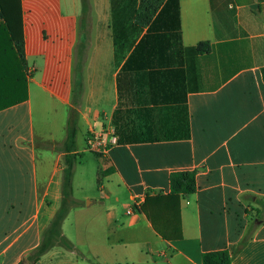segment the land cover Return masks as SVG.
Wrapping results in <instances>:
<instances>
[{"label":"crops","instance_id":"0c3cea01","mask_svg":"<svg viewBox=\"0 0 264 264\" xmlns=\"http://www.w3.org/2000/svg\"><path fill=\"white\" fill-rule=\"evenodd\" d=\"M19 2L26 96L0 109V264H202L222 249L231 264H264V0H178V30L162 6L138 26L140 0H86L83 14L81 0ZM75 106L71 186L88 153L95 190L61 223L75 249L32 260L60 204ZM104 127L117 144L100 156L85 137ZM180 170L197 189L179 197L181 236L165 239L136 206L167 195ZM156 205L165 228L169 211Z\"/></svg>","mask_w":264,"mask_h":264},{"label":"trees","instance_id":"16d2710c","mask_svg":"<svg viewBox=\"0 0 264 264\" xmlns=\"http://www.w3.org/2000/svg\"><path fill=\"white\" fill-rule=\"evenodd\" d=\"M162 6L163 12L173 14L175 30L178 26V0H140L135 11L134 21L138 26L148 25L153 16ZM88 10L86 0H81L82 14ZM207 42L195 46L198 52L208 51ZM84 44L82 40L77 44L76 59L73 66V91L81 88V70L83 65ZM264 81V67L261 69ZM26 87V61L23 52L22 15L19 0H0V109L19 102L24 96ZM23 96V97H22ZM73 96L72 104L77 105ZM76 106L69 108L67 132L60 146L63 155V169L61 172V198L58 209L53 214L48 226L44 229L39 245L30 255L32 260L38 259L54 245L74 250V245L61 233V223L69 211L76 205L72 196V173L75 162L81 154L75 152L76 136ZM56 149V148H55ZM99 183L98 176L96 178ZM170 192L167 195H146L143 202L136 206L137 210L145 214L154 231L165 239L181 236L180 216L178 209L179 197L193 193L197 189L195 172L192 170L173 171L169 175ZM157 203L163 204L169 211V224L160 227ZM202 264H231V255L225 250H213L202 254Z\"/></svg>","mask_w":264,"mask_h":264},{"label":"built area","instance_id":"2783aa9c","mask_svg":"<svg viewBox=\"0 0 264 264\" xmlns=\"http://www.w3.org/2000/svg\"><path fill=\"white\" fill-rule=\"evenodd\" d=\"M117 144V135L112 127L91 129L85 137V148L89 152L103 156ZM131 212V210H129Z\"/></svg>","mask_w":264,"mask_h":264},{"label":"rangeland","instance_id":"374dc122","mask_svg":"<svg viewBox=\"0 0 264 264\" xmlns=\"http://www.w3.org/2000/svg\"><path fill=\"white\" fill-rule=\"evenodd\" d=\"M92 155L86 154V158L84 157L83 162L80 165L76 166V174H75V186L74 190H72V198L76 201H83V203H86V200L84 195L85 194H93L95 190V185L91 184V182L88 180L90 177L91 168L95 167L97 164L96 161L93 163L91 160ZM79 180L81 182V186L78 187L77 185L79 183L76 182ZM69 220V219H66Z\"/></svg>","mask_w":264,"mask_h":264},{"label":"water","instance_id":"95a60500","mask_svg":"<svg viewBox=\"0 0 264 264\" xmlns=\"http://www.w3.org/2000/svg\"><path fill=\"white\" fill-rule=\"evenodd\" d=\"M250 7H253V8H254V7H255V5H251Z\"/></svg>","mask_w":264,"mask_h":264}]
</instances>
